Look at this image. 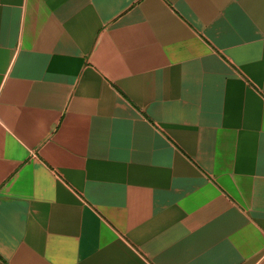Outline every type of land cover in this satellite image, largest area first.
Masks as SVG:
<instances>
[{
    "label": "crops",
    "instance_id": "0c3cea01",
    "mask_svg": "<svg viewBox=\"0 0 264 264\" xmlns=\"http://www.w3.org/2000/svg\"><path fill=\"white\" fill-rule=\"evenodd\" d=\"M0 264H264V0H0Z\"/></svg>",
    "mask_w": 264,
    "mask_h": 264
}]
</instances>
